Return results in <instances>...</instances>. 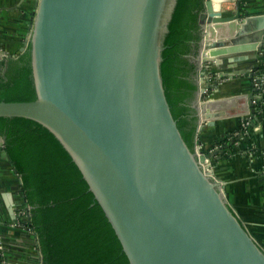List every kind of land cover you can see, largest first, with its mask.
Listing matches in <instances>:
<instances>
[{"label":"water","instance_id":"water-1","mask_svg":"<svg viewBox=\"0 0 264 264\" xmlns=\"http://www.w3.org/2000/svg\"><path fill=\"white\" fill-rule=\"evenodd\" d=\"M177 1L37 0L20 50L30 45L36 99L2 101L0 117L56 138L129 264H264L212 179L216 152L188 149L166 101L162 52ZM240 1L225 13L205 0L198 17L195 140L217 121L254 114L251 96L203 97L208 65L262 58L264 15L246 17ZM0 153L9 162L1 137Z\"/></svg>","mask_w":264,"mask_h":264},{"label":"trees","instance_id":"trees-1","mask_svg":"<svg viewBox=\"0 0 264 264\" xmlns=\"http://www.w3.org/2000/svg\"><path fill=\"white\" fill-rule=\"evenodd\" d=\"M204 3L205 0L177 1L161 63L170 113L192 152L197 119L187 101L194 99L197 90L198 71L193 60L197 57L198 17ZM4 66L7 69L0 77V102L35 101L30 45L16 58L0 63V67ZM253 70L263 73L264 65ZM211 77L215 87L217 80ZM211 91L212 87L208 93ZM256 107L262 109L264 105L258 102ZM263 117L264 112L257 115L252 126ZM251 128L245 134L239 128L236 137H214L211 150L224 160L236 155L234 144L240 135L250 136ZM0 137L8 163L21 179L20 196L29 208V218L20 222L35 234L41 264H129L80 171L50 132L28 119L0 117Z\"/></svg>","mask_w":264,"mask_h":264},{"label":"crops","instance_id":"crops-1","mask_svg":"<svg viewBox=\"0 0 264 264\" xmlns=\"http://www.w3.org/2000/svg\"><path fill=\"white\" fill-rule=\"evenodd\" d=\"M226 1L217 10L234 12L238 0ZM36 2L0 0V59L6 56L16 58L24 48L29 39ZM239 6L246 17L264 15V0H241ZM258 55L262 58L255 61L230 63L225 57L219 61L218 67L208 65L206 75L215 76L218 80L209 99H230L242 95L253 99L249 69L262 65L264 47ZM244 118L228 117L217 121L214 127L204 128L200 139H197L203 152L211 150L214 137H236ZM249 134L240 135L234 144L236 155L225 160L217 154L212 157V179L219 184L230 210L264 252V117L252 126ZM20 187V177L0 153V247L3 257L7 264H41L35 234L17 217L20 210L28 208L21 199Z\"/></svg>","mask_w":264,"mask_h":264},{"label":"built area","instance_id":"built-area-1","mask_svg":"<svg viewBox=\"0 0 264 264\" xmlns=\"http://www.w3.org/2000/svg\"><path fill=\"white\" fill-rule=\"evenodd\" d=\"M262 65L264 64V61L261 60ZM258 63V62H257ZM208 69V67L206 68ZM249 74L251 78L252 88H253V99L251 101V105L254 106V114L248 115L242 120L240 125V133L245 134L247 130L252 127V123L254 122V119H256L257 115H260L264 112V108L258 109L256 107V103H261V105H264V75L261 72L253 70V68L249 69ZM208 80V87H212L210 85V80L212 81L211 76H207L206 78ZM208 88V89H209ZM208 89L205 91L207 93ZM219 147H215V150ZM195 149L197 152V155H204L201 144L197 143V140H195ZM214 152V150H210V153ZM17 217L19 220H27L29 218V208L26 210H20L17 213ZM0 264H7L3 257L2 249L0 247Z\"/></svg>","mask_w":264,"mask_h":264},{"label":"rangeland","instance_id":"rangeland-1","mask_svg":"<svg viewBox=\"0 0 264 264\" xmlns=\"http://www.w3.org/2000/svg\"><path fill=\"white\" fill-rule=\"evenodd\" d=\"M225 5H226V4H225ZM207 67H208V66H207ZM206 71H207V69H206ZM207 76H208V75H206L205 77L207 78ZM215 79L217 80L216 77H215ZM217 81H218V80H217ZM206 83H207V85L209 84V83H208V80H206ZM213 84H214L213 81L210 80V85L212 86V91H213V89H214V85H213ZM215 86H216V85H215ZM212 91H211V92H212ZM207 93H208V91H207ZM207 93H204V94H203V97H204V98H209V97L211 96L210 92H209L208 94H207ZM195 102H196V93H195V95H194V99H193V103H195Z\"/></svg>","mask_w":264,"mask_h":264},{"label":"flooded vegetation","instance_id":"flooded-vegetation-1","mask_svg":"<svg viewBox=\"0 0 264 264\" xmlns=\"http://www.w3.org/2000/svg\"><path fill=\"white\" fill-rule=\"evenodd\" d=\"M6 69H7L6 66L0 67V77H3L5 75ZM187 104H188V106H190L193 109V105H194L193 99L190 101H187Z\"/></svg>","mask_w":264,"mask_h":264},{"label":"bare ground","instance_id":"bare-ground-1","mask_svg":"<svg viewBox=\"0 0 264 264\" xmlns=\"http://www.w3.org/2000/svg\"><path fill=\"white\" fill-rule=\"evenodd\" d=\"M227 2L226 0H213V2H214V7L216 8V9H218V8H221V4H223V3H225V2Z\"/></svg>","mask_w":264,"mask_h":264}]
</instances>
